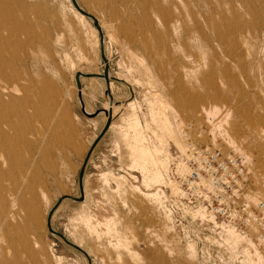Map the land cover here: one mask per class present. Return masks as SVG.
<instances>
[{
    "label": "rangeland",
    "instance_id": "obj_1",
    "mask_svg": "<svg viewBox=\"0 0 264 264\" xmlns=\"http://www.w3.org/2000/svg\"><path fill=\"white\" fill-rule=\"evenodd\" d=\"M77 2L103 27L111 74L110 97L103 77L80 78L83 105L94 115L82 111L74 78L104 70L92 20L71 0H0L8 25L0 37L19 42H0L3 69L12 56L32 53L70 141L65 134L60 145L45 141L46 164L23 195L30 215L9 242L8 263L264 264L253 232L219 219L178 225L161 202L168 186L174 190L170 169L190 141L244 150L264 174V0ZM104 109L112 120L88 157L84 198L64 201L51 216L87 257L49 232L47 216L60 196H79V170L107 120Z\"/></svg>",
    "mask_w": 264,
    "mask_h": 264
},
{
    "label": "bare ground",
    "instance_id": "obj_2",
    "mask_svg": "<svg viewBox=\"0 0 264 264\" xmlns=\"http://www.w3.org/2000/svg\"><path fill=\"white\" fill-rule=\"evenodd\" d=\"M81 15L84 16L83 14ZM3 27L8 28V25L7 22L3 19V17L0 16V28ZM100 27L102 30L103 27L101 25ZM94 28L97 30L95 26ZM102 34H103V30H102ZM4 41L10 42L13 45H17L19 43L17 42L16 39H14L13 41L10 39H6L5 37H0V42L4 43ZM103 42H104V34H103ZM99 43H100V36H99ZM32 50L35 51L34 48H32ZM3 53L4 50L3 48H1L0 49V264H9L6 259L7 257L6 249L11 248V244L9 243L11 240H13L14 238L21 237L20 232L22 231V225L24 223V220L26 219V217L30 215L29 213L25 214V211L29 206L28 203L24 200L23 195L24 193L33 192L32 190L33 184L31 182V178L34 175L35 170L39 169L40 163H42L43 165L46 164V161L44 159V153L46 151L45 141L53 140L60 145L61 143L60 136L64 134H65L64 143L69 144L70 141H68L66 137L67 136L65 133L66 131L64 132L62 131L60 124L58 123L57 120L58 119L57 110L55 109V104L52 94L53 89H51L49 83L46 81L44 77L35 75L37 72L40 71V67L39 65L31 64L33 58L32 53L30 51L29 52L24 51L23 56L21 57L12 56L10 65H8V67L5 69L3 68L7 64H3L1 62V55ZM20 66L21 67L23 66V69H21ZM3 70H7L9 72L8 76H4L3 74H1ZM19 78L22 79L21 82H18ZM11 91L18 94L19 96L18 97L11 96L10 95ZM5 95L7 96V98L5 97ZM83 107L85 111H87L84 105ZM105 111L107 114L106 119L108 117L111 118L110 112L108 110ZM209 113L211 112L208 111L207 115H208V119L210 120L212 119V116H209ZM194 116L196 118H200L201 114L199 112H196ZM176 144L177 145L182 144L181 139L179 137L176 139ZM79 149H80L79 147L75 146V150L79 151ZM230 149L240 150L246 153L244 150H241L237 147H231ZM141 167L146 168L144 163H141ZM263 179H264V174H262V179L256 183V189H258V191L257 193L256 192L253 193V197H255V195L257 197L259 192L262 191L261 185ZM175 187L176 185L174 183L173 189H175ZM83 198H84V192H83ZM253 230L254 229H251L250 227L248 232H254ZM254 240H255V233H254ZM3 242H7V245L5 246ZM258 242H256V244L261 249H264V239H259ZM35 255H38V253ZM85 255L88 257L87 254Z\"/></svg>",
    "mask_w": 264,
    "mask_h": 264
},
{
    "label": "built area",
    "instance_id": "obj_3",
    "mask_svg": "<svg viewBox=\"0 0 264 264\" xmlns=\"http://www.w3.org/2000/svg\"><path fill=\"white\" fill-rule=\"evenodd\" d=\"M259 174L243 151L222 152L190 141L170 169L176 187L168 186L161 202L178 225L219 219L244 233L251 227L258 242L264 239V179L262 191L253 197Z\"/></svg>",
    "mask_w": 264,
    "mask_h": 264
},
{
    "label": "water",
    "instance_id": "obj_4",
    "mask_svg": "<svg viewBox=\"0 0 264 264\" xmlns=\"http://www.w3.org/2000/svg\"><path fill=\"white\" fill-rule=\"evenodd\" d=\"M71 1H72L73 5L75 6V8L81 14H83L85 17H87V18L92 20L93 25L99 31L100 43H101V48H100L101 57H102V59H103V61L105 63L104 70H103L102 74H100V73H90V72H81V71L75 72L76 85H77L78 89L80 90L81 89L80 77H90V76L103 77L105 79L106 83H107V87H106L107 94L110 97L109 88H108V82H109V78H110L109 64H108L107 58L105 57L104 49H103V46H102V44H103V34H102L101 27H100L97 19L93 15L88 13L85 9L81 8L76 0H71ZM78 97H79V100H80L81 105H82V111L86 115H94V114H96L98 112V111H96V112H93V113H89V112L85 111V109L83 107L81 91H79ZM110 122H111V118L108 117L106 122H105V124H104V126H103V128L101 129V132L99 133V135L96 137V139L91 144V146H90V148H89V150L87 152V155L85 157V160H84V162H83V164H82V166H81V168L79 170V176H78L79 196H72V195H67V194H64V195L60 196L56 200L55 204L53 205V207L51 208V210H50V212L48 213V216H47V227H48L49 232H51L54 235H57V236L61 237L64 240L65 243H67V244L71 245L72 247L80 250L84 254H86L85 251H83L80 247H78L77 245L73 244L71 241L66 239L60 232L56 231L52 227V225H51V216H52L53 211L57 208V206H59V204H61V202H63L64 200L81 201L83 199V174H84V169H85L88 157H89L91 151L93 150V148L95 147V145L97 144V142L101 139L103 134L109 128Z\"/></svg>",
    "mask_w": 264,
    "mask_h": 264
}]
</instances>
